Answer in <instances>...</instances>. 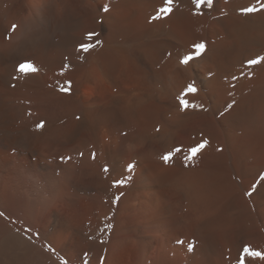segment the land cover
<instances>
[{
	"label": "bare ground",
	"instance_id": "bare-ground-1",
	"mask_svg": "<svg viewBox=\"0 0 264 264\" xmlns=\"http://www.w3.org/2000/svg\"><path fill=\"white\" fill-rule=\"evenodd\" d=\"M262 5L214 0L195 14L176 0L154 19L163 0H0V264H238L245 245L264 253ZM91 31L101 43L78 52ZM201 41L205 53L180 64ZM24 61L38 71H16ZM192 81L186 98L202 107L181 111ZM129 163L132 180L113 187Z\"/></svg>",
	"mask_w": 264,
	"mask_h": 264
},
{
	"label": "snow or ice",
	"instance_id": "snow-or-ice-1",
	"mask_svg": "<svg viewBox=\"0 0 264 264\" xmlns=\"http://www.w3.org/2000/svg\"><path fill=\"white\" fill-rule=\"evenodd\" d=\"M176 2V0H163V6L160 7L154 17V19H161L162 17L168 16L173 12V5ZM192 5H194V8L196 10L195 14H200V9L202 6H207L211 8L213 6L214 0H191ZM262 8H264V5H262ZM260 9L254 8V7H244L241 8L240 11L242 13L248 14V13H253L257 12ZM104 12H108L109 8L105 6L103 8ZM16 25H12V30H15ZM98 34L95 33L94 31L88 32L85 34L83 37L82 41L78 43L77 45V51L78 52H84L88 53L91 49H94L96 46H98L101 42L97 38ZM95 38V39H94ZM206 51V44L204 42H195L191 45V50L187 53L184 54L180 60L179 63L182 65H189L190 62L195 61L197 58L201 57L203 53ZM260 63V60L258 59H249L247 61L248 65H255ZM67 67V65H65ZM16 71H18L21 74H29V73H34L38 71V69L30 62V61H24L20 62L18 64V67L16 68ZM235 79V77H234ZM69 87L68 88H61L60 91L62 92H68L70 91V84L71 82H68ZM198 92V88L195 84L194 81L189 82L185 88L181 91L180 94L177 95L176 99L178 100L179 106L181 111L188 109L189 107H202L201 105L193 104L191 103L186 97L191 94L195 95ZM234 103V102H233ZM233 104H228L227 109L232 108ZM79 119V117H77ZM44 127V122L41 121L38 125L37 128H43ZM207 141H202L192 147H189L187 150V153L184 155V160L186 162H190L197 156L198 153L201 152V150L206 146ZM183 149L180 147H175L174 149H170L166 151L163 155H161L159 158L165 163L169 164L172 162L174 157L182 153ZM93 159H95L96 154L92 153ZM135 168V165L132 163L127 164L126 166V171L128 175H124L123 173L121 174V177L118 179H114L112 182L113 187H121L126 185L132 180L131 173L133 172ZM105 173H108L110 170L107 166H104L102 169ZM261 181H264V174H261L260 177ZM256 185H252L253 191L255 190ZM123 195V193H121ZM245 195L251 196L252 192H246ZM120 197H116V200H119ZM115 201H113L114 203ZM0 215H3V213H0ZM108 227H111V225H108ZM178 244H182L183 241L177 240ZM195 243L194 242H189L187 245V250L189 252H193L195 249ZM245 256H251V257H260L264 259V253H261L259 251H253L249 246L245 245L243 248V254L239 257L238 259V264H244L245 262Z\"/></svg>",
	"mask_w": 264,
	"mask_h": 264
}]
</instances>
